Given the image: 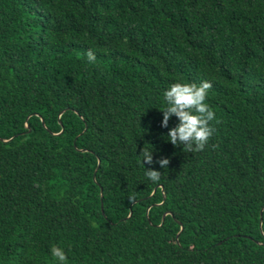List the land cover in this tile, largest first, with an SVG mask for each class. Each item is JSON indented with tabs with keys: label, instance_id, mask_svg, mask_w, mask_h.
Segmentation results:
<instances>
[{
	"label": "trees",
	"instance_id": "obj_1",
	"mask_svg": "<svg viewBox=\"0 0 264 264\" xmlns=\"http://www.w3.org/2000/svg\"><path fill=\"white\" fill-rule=\"evenodd\" d=\"M203 81L219 123L185 152L163 94ZM52 247L264 264V0H0V264H60Z\"/></svg>",
	"mask_w": 264,
	"mask_h": 264
},
{
	"label": "clouds",
	"instance_id": "obj_2",
	"mask_svg": "<svg viewBox=\"0 0 264 264\" xmlns=\"http://www.w3.org/2000/svg\"><path fill=\"white\" fill-rule=\"evenodd\" d=\"M87 60L96 62V55L89 50ZM211 83L203 81L199 85L195 83H174L164 92V100L167 107L161 111L163 120L161 127L167 128L171 117L175 116L179 123L171 128L167 133L168 142L173 146L183 145L185 152L203 151L205 146L215 132L211 122L216 120L214 111L206 103ZM216 123H219L216 120ZM152 148V147H151ZM153 149V148H152ZM153 151L143 148L138 156L144 164H153ZM161 168L166 169L170 163L167 158L156 161ZM145 176L153 183H159L162 173L152 168L145 169ZM130 200H134V195H130ZM51 253L60 264H67L68 257L65 251L59 247H52Z\"/></svg>",
	"mask_w": 264,
	"mask_h": 264
},
{
	"label": "water",
	"instance_id": "obj_3",
	"mask_svg": "<svg viewBox=\"0 0 264 264\" xmlns=\"http://www.w3.org/2000/svg\"><path fill=\"white\" fill-rule=\"evenodd\" d=\"M40 122H41V124H42V120H40ZM59 133H60V132H59ZM2 141H3V140H2ZM94 172H95V171H94ZM94 172H93V174H94ZM164 215H165V214H164ZM164 215H163V216H164ZM129 216H130V212L128 213V217H129ZM163 216H162V217H163ZM179 229L181 230V227H180Z\"/></svg>",
	"mask_w": 264,
	"mask_h": 264
}]
</instances>
